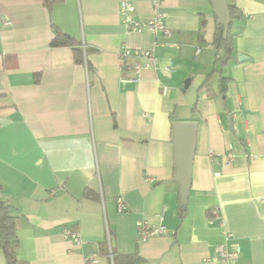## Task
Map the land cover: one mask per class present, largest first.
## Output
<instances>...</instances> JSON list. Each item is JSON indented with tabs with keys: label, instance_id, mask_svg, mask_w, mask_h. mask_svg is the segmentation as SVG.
Wrapping results in <instances>:
<instances>
[{
	"label": "crops",
	"instance_id": "1",
	"mask_svg": "<svg viewBox=\"0 0 264 264\" xmlns=\"http://www.w3.org/2000/svg\"><path fill=\"white\" fill-rule=\"evenodd\" d=\"M123 1L139 20L155 11L154 0H63L51 12L40 0H0V199L15 217L17 260L215 264L218 245H238L234 264H264V0H234L232 57L210 77L220 50L209 0H158L168 38L129 32ZM55 29L79 44L83 63L51 46ZM154 41L155 67L136 75L122 50ZM176 122L198 123L184 211ZM138 221L171 234L139 243Z\"/></svg>",
	"mask_w": 264,
	"mask_h": 264
},
{
	"label": "built area",
	"instance_id": "2",
	"mask_svg": "<svg viewBox=\"0 0 264 264\" xmlns=\"http://www.w3.org/2000/svg\"><path fill=\"white\" fill-rule=\"evenodd\" d=\"M155 11L151 18L147 20H139L133 17L132 13L134 8L131 3L123 1L120 4L119 13L121 16L122 24L129 32L140 33L147 31L151 33L155 38L158 35H162L168 38L170 35L169 29L167 28L163 15L157 10L158 0H154ZM161 43L154 41L150 49H134L130 50L124 48L120 54L121 59L128 57H133L135 62L129 67L136 75H139L145 69H151L155 67L157 58L155 55V48L160 46ZM176 46L177 45H172ZM130 82H135L136 80H129ZM233 155L231 153V148L229 147L228 152L223 156V163L226 166H230L232 163ZM118 212L123 211L124 202L122 198H117L116 200ZM171 232L163 225H150L147 222L138 221L136 223V239L139 243H144L148 239L156 236H167ZM173 234V233H172ZM231 235L226 234L228 239ZM62 238L67 241H71L75 245H80L82 240L79 233L70 228H63ZM240 254V248L235 245L231 249H227L225 245H218L214 251L213 262L215 264H234ZM86 261H89L88 259ZM92 262H95L92 260Z\"/></svg>",
	"mask_w": 264,
	"mask_h": 264
},
{
	"label": "trees",
	"instance_id": "3",
	"mask_svg": "<svg viewBox=\"0 0 264 264\" xmlns=\"http://www.w3.org/2000/svg\"><path fill=\"white\" fill-rule=\"evenodd\" d=\"M45 8L51 12L55 5L63 2V0H40ZM228 10L230 12L231 23L229 25V32L226 38H223L220 34V27H217L215 34V44L220 50V54L217 55L214 61L212 71L208 74V77L215 72L226 66L232 57L233 52V41L237 35L234 32V25L237 21L241 20V13L236 7L234 0H227ZM52 47H70L73 53L74 61L78 64L83 63L82 51L79 48V44L74 41L71 37L63 34L59 30L55 29V36L51 42ZM208 78L200 86L201 89H206L209 85L207 83ZM228 79L220 77L218 81L219 94L225 98L228 89ZM211 90L208 93L211 94ZM1 190V185H0ZM87 197H89L87 195ZM182 216V215H181ZM18 247V239L16 234V221L15 217L10 212V206L8 202L0 199V250L2 251L5 264H26L25 262L18 261L16 258V249ZM128 264L135 263L136 259L128 257Z\"/></svg>",
	"mask_w": 264,
	"mask_h": 264
},
{
	"label": "water",
	"instance_id": "4",
	"mask_svg": "<svg viewBox=\"0 0 264 264\" xmlns=\"http://www.w3.org/2000/svg\"><path fill=\"white\" fill-rule=\"evenodd\" d=\"M216 25L220 27V34L227 37L231 23L227 0H209ZM242 56L239 61H242ZM198 131L197 122H176L172 124V141L175 151V179L179 184L180 207L184 211L190 189L191 165L196 147Z\"/></svg>",
	"mask_w": 264,
	"mask_h": 264
}]
</instances>
